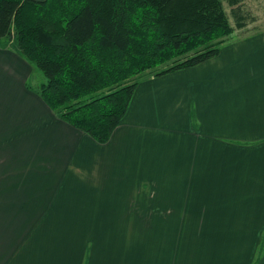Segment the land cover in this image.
<instances>
[{"label": "crops", "instance_id": "crops-1", "mask_svg": "<svg viewBox=\"0 0 264 264\" xmlns=\"http://www.w3.org/2000/svg\"><path fill=\"white\" fill-rule=\"evenodd\" d=\"M33 72L0 47V264H264V231L239 245L264 228V29L144 75L106 143Z\"/></svg>", "mask_w": 264, "mask_h": 264}, {"label": "trees", "instance_id": "trees-1", "mask_svg": "<svg viewBox=\"0 0 264 264\" xmlns=\"http://www.w3.org/2000/svg\"><path fill=\"white\" fill-rule=\"evenodd\" d=\"M247 3L0 0V47L44 73L37 91L62 120L106 143L144 75L195 67L216 57L236 31L249 33L259 19Z\"/></svg>", "mask_w": 264, "mask_h": 264}, {"label": "rangeland", "instance_id": "rangeland-1", "mask_svg": "<svg viewBox=\"0 0 264 264\" xmlns=\"http://www.w3.org/2000/svg\"><path fill=\"white\" fill-rule=\"evenodd\" d=\"M250 7L254 8L253 13H254V15L258 16V19H259L258 21L254 22L250 25L251 30L254 29L253 27H255V29L256 28L264 29V0H248L247 8L249 9ZM231 23H232V25L234 24L232 19H231ZM240 35H241V32L236 31L234 33V35L232 36V38L236 39ZM40 80L46 81V77H45L44 73L34 65V72H33L32 78L30 80V84L38 86L40 84L39 83ZM151 230H153L155 232L158 231V233H159V230L157 228L151 229ZM263 231H264V228L246 229L247 241H246V243H240L239 245L243 246L242 247L243 249L247 248L248 263L251 261L256 247H258L259 240L261 238ZM198 245L200 247L204 246V245H202L201 242ZM239 245H236V246L238 247ZM135 261H136L135 264H141L140 261H138L136 259H135Z\"/></svg>", "mask_w": 264, "mask_h": 264}]
</instances>
